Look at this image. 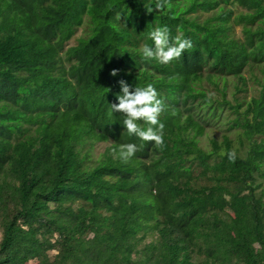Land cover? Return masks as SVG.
<instances>
[{
	"label": "trees",
	"instance_id": "16d2710c",
	"mask_svg": "<svg viewBox=\"0 0 264 264\" xmlns=\"http://www.w3.org/2000/svg\"><path fill=\"white\" fill-rule=\"evenodd\" d=\"M153 2L0 0V264H264V0ZM164 26L191 49L144 60ZM120 80L155 87L162 148L111 110Z\"/></svg>",
	"mask_w": 264,
	"mask_h": 264
},
{
	"label": "clouds",
	"instance_id": "9594fccd",
	"mask_svg": "<svg viewBox=\"0 0 264 264\" xmlns=\"http://www.w3.org/2000/svg\"><path fill=\"white\" fill-rule=\"evenodd\" d=\"M168 3L169 0H154L145 8L148 13H152L154 9L162 11ZM149 39L153 42V46H142L139 50L140 54L144 60H155L161 65H167L173 60L179 59L186 50L192 47L191 41L180 35L170 38V30L167 26L154 28L149 33ZM110 74L116 76L118 70L114 69ZM119 84L122 94L117 97L118 103L111 104V110L125 117L123 126L128 136H135L142 142L154 143L155 147L162 148L164 125L160 122L159 117L164 111V104L158 98L159 94L155 87L149 83L146 86L130 90L126 81L120 80ZM211 95L209 94V97ZM141 124L146 127H142ZM138 150L135 143H122L111 150V155L123 163H128ZM221 155H226L231 163L236 160L234 149L222 152Z\"/></svg>",
	"mask_w": 264,
	"mask_h": 264
},
{
	"label": "rangeland",
	"instance_id": "374dc122",
	"mask_svg": "<svg viewBox=\"0 0 264 264\" xmlns=\"http://www.w3.org/2000/svg\"><path fill=\"white\" fill-rule=\"evenodd\" d=\"M206 14H207V12H201L199 14V17H203ZM82 31H83V27L82 26L78 27V29L75 32V34L68 41V44L75 43L77 36L79 34H81ZM235 31H236L237 34H240V26L239 25L236 26V30ZM254 68L257 71V73L260 75L261 73L258 71V67L255 65ZM243 74L245 76H249L250 73H249V68L248 67L244 68ZM235 80H236L235 76H232V75L231 76H227V85H228L227 94H228V97H231V90L233 89L232 86H233V83L235 82ZM256 87H258V84L256 82H253V80H251L249 78L248 82H247V91H246V97L247 98L256 90ZM211 93L214 94V90L212 88H211ZM223 112H224L223 114H225V113L228 114V115L230 114L227 110H224ZM225 128H226V123H224L223 121H219V120L218 121L217 120L214 121L211 126L206 127L205 133L200 137V143L203 146H205L206 148H209L210 147V142H209L210 136H213V135L219 136L223 132H228V131L224 130ZM229 135L232 136V137L235 136V132H233V129H232V131L229 132ZM108 144H109V141H100L97 144H95V146L93 148L94 154L95 155L99 154V152L102 151L105 148V146L108 145ZM28 264H33V261L30 260Z\"/></svg>",
	"mask_w": 264,
	"mask_h": 264
}]
</instances>
